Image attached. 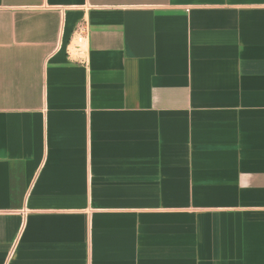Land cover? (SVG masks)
Here are the masks:
<instances>
[{
	"label": "crops",
	"instance_id": "obj_1",
	"mask_svg": "<svg viewBox=\"0 0 264 264\" xmlns=\"http://www.w3.org/2000/svg\"><path fill=\"white\" fill-rule=\"evenodd\" d=\"M0 264H264V0H0Z\"/></svg>",
	"mask_w": 264,
	"mask_h": 264
},
{
	"label": "built area",
	"instance_id": "obj_2",
	"mask_svg": "<svg viewBox=\"0 0 264 264\" xmlns=\"http://www.w3.org/2000/svg\"><path fill=\"white\" fill-rule=\"evenodd\" d=\"M86 34H87L86 30L83 26H80L79 28H77L76 38H75V40L77 42V47H79L83 43L84 39L87 36Z\"/></svg>",
	"mask_w": 264,
	"mask_h": 264
}]
</instances>
